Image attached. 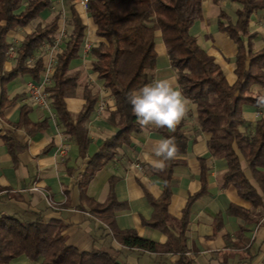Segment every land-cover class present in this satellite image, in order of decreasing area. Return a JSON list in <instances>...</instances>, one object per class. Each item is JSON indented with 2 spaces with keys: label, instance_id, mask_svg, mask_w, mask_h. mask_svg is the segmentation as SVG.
I'll use <instances>...</instances> for the list:
<instances>
[{
  "label": "trees",
  "instance_id": "trees-1",
  "mask_svg": "<svg viewBox=\"0 0 264 264\" xmlns=\"http://www.w3.org/2000/svg\"><path fill=\"white\" fill-rule=\"evenodd\" d=\"M55 0H0V114L11 105L6 93V84L19 76L30 75L39 80L45 64L42 58L33 63L31 58L51 43L60 30L58 14L48 25L38 24L26 35L17 48L16 63L5 70L8 50L12 46L9 33L32 24L40 14L49 9ZM204 0H89L88 14L97 26L100 41L91 50V68L98 79L115 100V109L110 111L109 122L118 131L106 138L91 156L88 122L100 101V92L86 85L83 109L73 115L67 99L78 88L81 72L71 71L74 60L81 58V50L87 36V25L76 11H73L75 27L64 49L58 54V63L53 76V84L47 87L52 99V108L64 132L75 138L81 157H87L86 169L78 184L82 201L90 206V211L102 219L111 229L115 239L123 246L153 253H179L176 264H195L188 255L186 232L189 226L190 210L193 202L208 193V173L210 168L201 160L202 189L192 195L184 208L183 216L176 230L172 225L169 206L172 197L171 181L179 160L165 161L161 168H149L164 180V190L156 199L147 193L154 208L150 219H144L145 226L157 229L168 236L165 244L141 236L136 229H120L116 213L128 208V204L116 195V177L109 180L110 191L105 202H99L87 195L89 182L96 173L112 161L120 149L132 142L135 133L142 128L137 124L128 103L127 94L149 83L153 79L151 71L158 59L157 33L166 46L171 65L176 72L183 95L195 104L198 129L209 135L208 147L212 155H221L226 160L227 170L223 175L224 186H234L239 196L253 207L264 202V118L256 121L253 131L249 126L243 106H260L262 99L251 96L253 85L264 87V46L255 50L254 40L258 32L251 29V21L259 11L263 12L264 0H236L241 7L236 11L237 23L222 11L219 20L220 31L227 33L238 45L236 54V74L238 80L231 85L221 66L209 54L192 33L197 20L204 18ZM32 107L21 108L19 127L30 133L39 132L49 125V118L33 122L30 119ZM165 138H174L178 153L188 148V138L182 121L175 131L156 128ZM15 163L24 146L13 135L5 136ZM242 159L247 164L255 186L246 175ZM228 216H241L246 222L253 220L254 211L232 203L226 211ZM215 230L224 228V213L215 218ZM65 225L57 219L38 217L25 220L2 213L0 215V264H17L28 258L36 264H126L102 249L81 250L67 243L63 234ZM247 227L241 225L233 235H224L226 250L242 252V261L236 264H254L256 255L251 252L247 241ZM220 259V264H230L229 252ZM264 264V259L262 261Z\"/></svg>",
  "mask_w": 264,
  "mask_h": 264
},
{
  "label": "crops",
  "instance_id": "crops-1",
  "mask_svg": "<svg viewBox=\"0 0 264 264\" xmlns=\"http://www.w3.org/2000/svg\"><path fill=\"white\" fill-rule=\"evenodd\" d=\"M204 18L197 20L192 27V33L198 38L199 44L216 59L221 66L228 82L233 85L237 82L236 54L237 43L219 29V20L224 11L233 23H237L236 11L241 4L236 0H204ZM47 10V9H46ZM73 11H76L87 25L85 41L95 46L100 38L97 36V26L90 18L88 11L77 4L72 9L71 22L66 20L60 12L49 14L45 11L27 27L9 33L12 46L21 45L27 34L38 24L48 25L56 15H61L60 29L65 28L67 36L62 49L69 40L75 27ZM261 18L260 27L253 29L258 32L254 40L255 50L264 46V19L263 12L254 15ZM251 21V29L253 26ZM158 59L155 68L151 71L153 79L175 77L176 72L171 65L166 46L157 33ZM46 44L36 54L34 60L42 58L47 61ZM84 46V45H83ZM18 48V47H17ZM92 55L85 54L83 47L81 58L74 60L71 71L81 72L79 85L75 93L68 99V107L73 115H77L84 107L86 100L83 91L86 85L93 92H100V101L88 122L89 137L91 140L88 155L94 154L103 141L118 131L108 118L110 111L115 109L112 104L114 98L98 79V74L91 68ZM16 63V57H9L5 63V70L9 71ZM33 79L30 75L19 76L6 84V93L11 105L0 114V215L7 213L25 220H35L38 217L57 219L65 225L63 234L67 243L81 250L102 249L116 255L126 264H176L180 259L179 253H153L132 249L119 243L112 234L109 226L90 211L86 201H82L81 189L78 181L86 169L87 157L79 154V147L75 138L64 132L56 117L49 111L36 107L27 99V85ZM250 95L264 101V87L253 85ZM105 109L101 110V103ZM30 105L32 111L29 116L33 122H40L49 118L46 129L30 133L25 127H19L21 108ZM112 105V107H111ZM244 116L248 123L255 125L256 121L264 118V103L260 106L245 104ZM184 131L188 138V148L178 153V165L174 169L171 181L172 197L169 213L174 230L178 227L190 197L202 189L201 160L204 159L210 168L208 173V193L196 199L190 210V221L186 232L188 255L195 264H220V259L229 252L230 264L242 261V252L226 250L224 235H233L241 225L247 227V241L252 247L251 252L256 255L262 264L264 259V202L263 206L253 207L243 200L234 186L223 185V175L227 170L226 160L221 155H212L208 147L209 135L200 131L196 121L195 104L191 102L188 115L183 120ZM13 135L24 148L18 153L15 163L5 136ZM165 138L156 131L155 127L142 128L135 133L132 142L123 146L116 157L99 170L89 182L87 195L99 202H105L110 191V178L116 177V195L128 208L116 213V222L120 229H136L138 233L157 243L165 244L168 236L143 224L144 219H150L154 208L147 198V193L154 198L161 197L164 190V180L149 168H158L150 159L153 145L156 141ZM66 150V154L62 150ZM165 163V162H164ZM246 175L255 186H258L242 159ZM140 164L143 168L137 167ZM37 188V189H35ZM234 203L254 211L253 220L246 222L241 216L226 215L227 209ZM224 213V228L220 232L215 230V218L218 213ZM17 264H36L28 258L17 261Z\"/></svg>",
  "mask_w": 264,
  "mask_h": 264
},
{
  "label": "clouds",
  "instance_id": "clouds-1",
  "mask_svg": "<svg viewBox=\"0 0 264 264\" xmlns=\"http://www.w3.org/2000/svg\"><path fill=\"white\" fill-rule=\"evenodd\" d=\"M132 114L141 128H167L175 131L190 110L191 101L183 95L175 77L154 79L127 94ZM174 138H162L155 142L150 159L158 168L165 161L177 157Z\"/></svg>",
  "mask_w": 264,
  "mask_h": 264
},
{
  "label": "built area",
  "instance_id": "built-area-1",
  "mask_svg": "<svg viewBox=\"0 0 264 264\" xmlns=\"http://www.w3.org/2000/svg\"><path fill=\"white\" fill-rule=\"evenodd\" d=\"M83 8L87 11L89 8V0L81 1ZM67 36V31L63 27L58 31L57 36L54 41L46 45V55L47 61L45 63L44 70L41 73L39 80H31L27 85V99L28 101L36 107H40L49 112L52 111V99L47 87L53 84V76L58 63V54L63 50L62 45L64 39ZM93 48V44L90 41H85L83 50L85 54H89ZM17 49L14 46H11L8 50L9 57H16ZM35 60L31 58L30 62L33 63ZM105 103L102 102L100 109H105ZM63 154H66V150H62ZM137 167L142 169L143 167L140 164H137ZM37 189V188H35Z\"/></svg>",
  "mask_w": 264,
  "mask_h": 264
},
{
  "label": "rangeland",
  "instance_id": "rangeland-1",
  "mask_svg": "<svg viewBox=\"0 0 264 264\" xmlns=\"http://www.w3.org/2000/svg\"><path fill=\"white\" fill-rule=\"evenodd\" d=\"M81 1L82 0H55L54 3H53V5L49 9L44 10L42 13H44L45 11H47L45 13V15H46V17H48L49 14H54V13L60 12V14H62L63 17H66V20L67 21L71 22V19H72V17H71L72 16L71 15L72 14V9L75 8V6L77 4H79V5L81 4L82 5ZM260 20H261V18L259 17V15H257V17H255L253 19L252 30L260 27L261 25H263V23H261ZM34 28H35V26H34ZM17 47H19V45H17V43H16L15 48L17 49ZM114 103H115V100H114ZM112 105H113V107H115V104H112ZM112 105H111V107H112ZM49 114H51L52 116L55 117V113L53 111V108H52V111L49 112ZM253 128H254L253 123H251V124L249 123V126H247V128L245 127L244 130H247L249 132H252L253 131ZM256 264H259V261L256 262Z\"/></svg>",
  "mask_w": 264,
  "mask_h": 264
}]
</instances>
